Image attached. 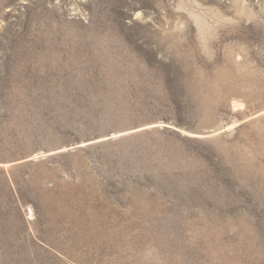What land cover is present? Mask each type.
<instances>
[{
    "label": "rangeland",
    "instance_id": "374dc122",
    "mask_svg": "<svg viewBox=\"0 0 264 264\" xmlns=\"http://www.w3.org/2000/svg\"><path fill=\"white\" fill-rule=\"evenodd\" d=\"M0 264H264V0H0Z\"/></svg>",
    "mask_w": 264,
    "mask_h": 264
}]
</instances>
